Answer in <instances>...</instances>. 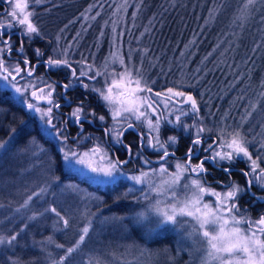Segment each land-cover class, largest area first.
<instances>
[{"label": "rangeland", "instance_id": "rangeland-1", "mask_svg": "<svg viewBox=\"0 0 264 264\" xmlns=\"http://www.w3.org/2000/svg\"><path fill=\"white\" fill-rule=\"evenodd\" d=\"M0 1L5 5V16L1 18V23H11L12 20L6 15V13L10 11L9 3H7L6 0ZM116 2L118 3L116 9L122 10L129 0H127V2H125V0H116ZM83 19L82 16V20ZM118 21L120 20L117 19L116 23H118ZM94 25L98 27V31L97 33H94L93 39L85 38L88 35V28L93 27ZM140 25L141 24H67L63 27L60 26L57 28L59 24H53L51 27L47 25V30L56 29V31L53 34L51 32H46L45 35L49 37L53 43L49 49L50 55L60 56V54L66 50L67 59H69L72 62L73 67L78 70L77 74H79V69L82 66L81 63L78 62L81 61H84L86 65H93V71H103L106 61L108 71H112L113 68L119 71L120 66L119 64H114L112 62L113 57L111 54L116 53L118 56H123L126 62L128 61V56L130 54L131 64L142 70L145 79L149 82L153 92L159 91L165 93V96L156 98L157 100L162 101L161 107L158 109L157 113L152 115L151 112H149V115L154 122L157 116H159L161 120V141H166L169 136H176V134L182 132L184 135H187L183 128H177L174 125L167 123V120H175V118H169V109L171 110L173 108L163 107V101H165L166 97L170 95L166 93V89L172 87L175 90H182L186 93H190L196 98L198 104L204 109V117L200 116V118H202L203 124L207 127H212L219 123L222 117L226 119L228 124L234 126L240 125L242 133L249 141V151L252 153L254 159L257 156L261 157V160L258 161V163L261 168H264V148L261 147V145H264V73H261L258 77L254 78L253 72L246 70L243 67L242 58L248 56L246 55V51L241 49L240 52L237 45L233 44L234 48L228 54L238 53L240 56L221 55L220 58L219 55L220 59L212 64V68H223L224 74H229L228 76L232 78V82L231 80L225 82L223 76H221L218 86H216V83L210 82L205 84L200 91L197 90L194 93L190 88L193 87L192 85L202 82L204 78L203 73H200L201 75L198 74L201 60L198 61L193 70H186V67H181V65H179V75H177L175 79L169 78L166 83L161 82L154 77L151 78V71H157L161 68L158 55L161 52L156 54V56L148 55L146 45L150 40L144 41L142 39L143 35L148 32V30L145 33L143 32L145 28L139 33L134 34V36L132 35L130 31ZM10 29L11 28L7 30ZM13 29H18L21 34L19 26L13 27ZM21 36L28 40V38L22 34ZM105 36L106 46L103 45V39ZM91 40L92 42H90ZM188 41L190 43V40ZM93 42H95L96 45L94 49L91 48ZM216 46L221 53H224V44L222 41L217 42ZM0 47H3V45L0 44ZM104 47L105 49H103ZM228 48L229 47H227L226 50ZM18 49L17 46L16 50L18 51ZM3 58L7 63L12 65H15L18 62L8 60L4 56ZM45 66L48 65L45 64ZM48 68L55 69V67L51 66H48ZM164 68H172L170 60ZM66 70L70 73L68 69ZM85 70L87 69L85 68ZM208 71L209 69L206 70V73ZM190 74L194 77V80L188 77ZM243 75L246 77L245 80H242L241 84L235 89L236 83H238V80ZM26 81L31 82V79L20 80L19 83L23 86ZM35 84L38 86L41 83L36 82ZM103 84L104 77L102 76L97 77L95 80H89V86L91 89L92 87L100 88ZM167 84H169V86H167ZM0 87L9 91L27 113L37 120L40 132L54 141L55 148L59 153L58 158H55L51 153L45 155V152L41 151L42 147L36 142L35 145L38 147L34 146L32 141L27 145L23 151L24 153L15 152L12 154L9 162H5L6 158L0 159V235L5 237L16 235V240L13 241L12 244H3L0 245V248L16 249V247H19L18 242L20 240L18 241V238L37 237L38 234L45 231V233L47 232L45 238L40 241H33L32 243L41 249L40 258L45 260L49 259L46 264H53L54 259L51 258H55L56 254L59 252H62L61 255L63 256L65 254V249L72 246L78 239L79 230L90 221L91 228L84 243L77 251L73 252L72 255L65 260L64 264H201L202 252L197 251L198 245H195L192 239L187 237V233L190 230L189 225L177 224L174 226L165 224L157 226L155 222L157 217L155 216L150 217L148 221L138 223L136 220L137 213L144 211L148 207L150 201L148 202L147 200L144 205H140L133 209L129 208L127 205H121L118 206L115 211H111L109 207L102 203V198L98 194L89 191L80 181L69 180V178L66 177L67 175H70L73 176V178L85 180L92 185L100 187L115 184L118 189L125 187V190L130 189L132 186H142L143 191L138 193V198L149 194L147 185H134V183L126 177L138 175L141 168H144V170H147L148 167L158 168V163L153 165L151 163L146 166L142 163L140 158L138 161L135 159L138 168L137 170L126 172L120 169V172L117 173L114 178H108L92 173L84 166L65 162L62 159V153L60 151L63 145L60 140L57 139L55 130L48 128L40 118V114L33 110H29L26 106L27 101L33 103H36V101H32L30 95L21 96L14 90L11 84L2 79H0ZM121 88H124L123 83L121 84ZM230 89H233V92L230 96H227ZM216 91L219 94L215 97L219 100L218 103L226 98L228 100L226 107L223 108L221 105V111H218V109L214 111L211 110V102L213 100L210 96H213ZM94 93L97 95L98 100L103 104L98 94L96 92ZM174 99L177 101L175 102L177 104L182 103L180 101L183 100V98ZM167 103L170 105L169 101H167ZM38 106L41 108H47L40 103ZM164 110L167 112L165 113ZM246 112H251V116L245 121H242L241 118L246 115ZM108 113L110 117L108 129H111L114 124L109 110ZM192 123L193 121L190 122L189 125ZM139 127L141 128L142 135L147 138V127L143 125ZM191 134L194 137V129ZM153 135H155V133H153ZM109 136L110 140L114 143L112 136ZM210 140V143H212L211 138ZM67 146L69 145L67 144ZM92 146L77 150L84 151ZM173 147L174 146H168V151L170 153L175 152ZM145 149L153 153V156L156 154L160 156L161 154L150 147H145ZM211 154L212 153L209 152L207 156H211ZM169 157L172 159L168 158V164L166 166L170 172L175 171V165L177 162H183L186 159V155L178 158L176 153L175 156L170 155ZM193 158L195 161L194 164L200 162V160H198L199 158ZM158 159L155 158L156 161ZM55 161L59 163V166L55 164ZM206 161L210 163L212 162L211 160ZM235 161L244 164H242L243 172L249 171L250 164L246 162V160L236 159ZM212 164L218 165L217 168L221 170H223V168L231 169V166H228L230 164L227 161H220L219 164H214L212 162ZM223 165H227V167H224ZM53 177H58L59 179L54 180ZM246 178L253 180L251 190L252 187H254L255 189L264 191V188L259 186L254 177H245V184ZM154 182L158 183L159 178H155ZM205 185L210 186L212 189L221 192L222 194L229 191L231 187L227 181L223 182V185L219 188L207 184L206 182ZM238 186L245 189V192L242 195H249L246 191L245 185ZM42 187L47 188L45 193L39 196H33V199L29 202L27 207H21L29 195L33 192H39ZM251 192L253 193V191ZM151 196L154 197L155 194L153 193ZM240 197L241 195L238 199L239 208H241L248 199L244 198L243 201H240ZM251 197L254 198V196ZM155 198L156 197L152 198L153 202ZM210 199L213 198L205 197V200ZM49 206L57 207V209L61 211V214L69 219V228L64 229L62 223L58 224L57 218L54 214L44 212V209ZM37 213L43 214L36 215ZM34 215L36 218L32 219ZM49 237H51V240H49ZM58 244L64 245V248H58L56 246ZM28 262L31 264L33 263V261ZM19 264L26 263L20 261Z\"/></svg>", "mask_w": 264, "mask_h": 264}, {"label": "snow or ice", "instance_id": "snow-or-ice-1", "mask_svg": "<svg viewBox=\"0 0 264 264\" xmlns=\"http://www.w3.org/2000/svg\"><path fill=\"white\" fill-rule=\"evenodd\" d=\"M6 2L10 6V11L6 15L12 22L8 24L0 23V44L3 45V47H0V79L11 84L21 96L30 95L31 100L36 101V103L27 101L26 106L29 110L39 113L40 118L48 128L55 130L57 139L63 145L60 149L62 159L68 163L84 166L90 172L108 178H114L132 158H140L144 165H150L151 161L144 159L141 153L134 154L132 148L124 144L121 139L127 129L135 130L141 125L146 126L148 136L147 138L144 135L140 136L141 149L150 147L161 154L157 161L158 168L148 167L147 170L141 168L138 175L126 177L134 185H147L148 188L149 194L144 195L143 199L149 200L150 203L144 211L137 213V222L143 223L148 221L150 217L155 216L157 217L155 221L157 226L165 224L174 226L177 224L189 225L190 230L187 237L192 239L195 245H198L197 251L202 252L201 264H264V214L259 219L253 220L240 212L238 199L245 192L244 188L233 184L229 191L222 194L210 186H206L202 180V174L206 172L204 167L206 160H211L214 164H219L220 161H227L231 164L236 159H244L250 164L249 171L243 172L244 176L254 177L259 186L264 188V168H261L258 163L261 157L253 158L248 148L249 141L242 133L241 126L228 124L226 119L222 117L219 123L207 127L203 124L202 118L198 116L200 109L196 98L192 94L175 90L172 87L167 88L166 93L170 95L163 101L164 108L169 107L167 101L177 102L174 98H183L180 102L189 105L188 111L179 109V115L175 117V120H167V123L177 128H183L186 134L194 129V137L186 153V160L177 162L175 171L170 172L166 165L169 156H175V152L170 153L168 146H174L178 142V138L169 136L166 141H161V120L157 116L154 122L149 115V112L152 115L157 113L162 101L156 98L165 96V93L153 92L142 70L131 64L130 54L127 62L123 56H118L116 53L111 54L113 57L112 62L120 66L119 71L115 68L108 71L107 61L103 71H93V65H86L84 61H81L78 62L82 66L79 69V74H77L78 70L67 59V51L65 50L60 56L48 57L44 63L51 67L66 68L70 71L69 83L63 85L65 90L77 83L85 89L89 88V85L81 79L82 77H87L89 80L104 77L103 86L100 88L92 87L91 90L98 94L113 120V128L106 129L105 135H111L116 144H120L126 149L128 159L121 160L118 156L114 158L101 144H94L84 151L69 148L66 143L67 136L63 135L64 130L53 123V109L61 107L52 98L55 91L54 87L47 84L37 86L34 82L27 81L21 86L19 81L24 80L25 77H32L35 65L31 64L26 55L23 59V68L20 66V62L12 65L3 58L5 52L10 55L12 51L10 40L3 39L4 31L7 29L19 26L21 34L27 37L28 40L43 38L39 28L32 20L35 15V5L41 3L42 0H6ZM255 3L256 0H244L242 10H247L249 6ZM99 14L97 12V15ZM18 51L23 54V40ZM35 53L37 58L43 56L38 48ZM122 83L124 88H121ZM41 101L49 107H39L38 104ZM83 111L81 104L70 113L71 118L80 124L81 129L83 128V124L80 123ZM92 115H95V113L93 112ZM188 115L193 117L191 125L184 123L182 120V117ZM249 116H251V112H246L241 120L245 121ZM99 119L103 121L105 117L100 116ZM11 131L14 133L15 129ZM209 138L212 139V143L207 144V147H203V144ZM88 139L90 137L81 136L82 141ZM5 143V141H0V149L5 147ZM33 144L37 146L35 141H33ZM261 147L264 148V145H261ZM200 151L211 152L212 154L200 159L199 163L193 164V157ZM223 171L230 174L229 168H223ZM155 178H159L158 183L154 182ZM53 179L58 180L59 178L53 177ZM252 184L253 180L248 179L249 190ZM46 191L47 188L42 187L39 192H33L21 207H27L33 196L42 195ZM131 191L130 188L129 192ZM153 193L156 197L154 202L150 195ZM206 196L213 199L205 200ZM257 199L264 200V197H257ZM44 212L54 214L57 223H62L64 229L70 227L69 219L62 215L57 207L49 206L44 209ZM42 214L37 213L36 215ZM35 218L34 215L32 219ZM90 228L91 222L89 221L79 230V236L75 243L67 247L65 254L60 256L58 260L53 261V264H64L65 260L84 243ZM15 240L16 235L10 237L0 235V245H10ZM49 240H51V237H49ZM56 246L64 248L62 244Z\"/></svg>", "mask_w": 264, "mask_h": 264}, {"label": "trees", "instance_id": "trees-1", "mask_svg": "<svg viewBox=\"0 0 264 264\" xmlns=\"http://www.w3.org/2000/svg\"><path fill=\"white\" fill-rule=\"evenodd\" d=\"M243 3L244 0H129L122 10H118L116 9L118 4L116 0H42L41 3L35 5L33 21L42 33L43 38H34L32 40L24 39L23 53H26L28 58L31 56L33 57L32 60L29 59L31 63L42 60L40 62L41 66H44V61L51 56L49 49L53 44L52 40H50L45 33L51 32L53 34L56 31V29L47 30L48 26L51 27L53 24H59L57 28L67 24H141L139 27H135L130 31L132 35L134 36V34L139 33L145 28L143 32L145 33L147 30L148 32L143 35L142 39L144 41L150 40L146 45L148 55L156 56V54L161 52L158 54L161 68L157 71H151L150 77H154L166 83L169 78L175 79L176 76L179 75V65H181V67H186V70H193L198 61L201 60L198 74L203 73L204 78L202 82L192 85L193 87L190 88L195 93V91H200L205 84L210 82H214L216 86H218L221 76H223L225 82H229L230 80L231 82L233 81L232 78L228 76L229 74H224L223 68H212V64L219 60L221 55L240 56L238 53L228 54L233 50V44L237 45L240 52L241 49L246 51V55L248 56L242 58L243 67L253 72L254 78L264 73V0H256V3L249 6L247 10H242ZM97 12L100 14L97 15ZM82 16L84 18L83 20ZM93 17L95 18L93 19ZM117 19L120 20L118 23H116ZM97 31L98 27L95 25L89 27L88 35L85 38L93 39V35L97 33ZM188 40H190V43ZM219 41H222L224 44V53H221L216 48V43ZM90 42H92V40ZM105 44L106 36L103 39V45L106 46ZM95 46V42H93L91 48L94 49ZM227 47L229 48L226 50ZM37 48L43 53V56L39 58H37L35 53ZM103 49H105V47ZM4 55L5 54H3V56ZM4 57L6 58V56ZM169 60L171 61L172 68L165 69L164 67ZM208 69L209 71L206 73ZM66 77L69 81L71 74L69 73ZM188 77L191 79L194 78L191 74ZM245 78V75H243L238 80L235 89ZM81 79H83L84 83L89 85V79L87 77H82ZM167 86H169V84H167ZM90 90L91 88L89 86V88L85 89L82 93L89 96L92 100L94 97L93 94L95 93L92 91L93 94H90ZM217 91L214 92L213 96H210L213 100L211 102V110L213 111L216 109L221 111V107H226L228 102L226 98L218 103L219 100L215 98L219 95ZM232 92L233 89H230L227 96H230ZM169 102V108H173L171 110L169 109V118L174 119L179 115V109L185 111L189 110L187 104H174L172 101ZM198 106L200 109L198 116L204 117L203 107L199 104ZM164 112L166 113L167 111L164 110ZM84 115L88 118H92L94 123L102 124L108 129L110 124L109 113L107 108L99 100L97 102V113L92 115L90 107H88ZM100 116H104L105 119L101 121L99 119ZM182 120L184 123L189 124L193 121V117L192 115H188L182 117ZM86 126L88 127L87 130L81 134L83 137H87L85 136L86 134L91 135V125L87 123ZM12 129H15L14 133L11 131ZM137 130L142 134L140 127L137 128ZM191 133L192 130L187 133V135H184L183 132L176 134L178 142L174 145L173 150L178 156L186 154V150H188V146L193 139ZM101 135L102 132H100V137ZM81 136L78 139V142L81 143L80 149L94 144H91L92 141H94L90 140L91 136H89L90 139L86 141H82ZM0 141L6 142L5 147L0 149V159L6 158V163L7 161L9 162L11 155L15 152L24 153L23 151L32 141H35L42 147L45 155L51 153L55 158H58L53 151L54 148L52 144L41 134L37 120L27 113L9 91L1 87ZM84 142H86V144H84ZM129 144L134 154L139 153L137 139H131ZM183 152L184 154L182 155ZM202 155L205 156V153L200 151L199 156ZM155 157L158 159L159 155L156 154L152 156L154 159ZM169 159L172 158L169 157ZM151 163L152 165L155 163L157 164V162ZM233 163L235 164L236 161ZM55 164L59 166L57 161H55ZM204 164V167L208 172H211L213 176V178L207 179L210 181V185L219 188L223 185V182L227 181L229 185L234 183L246 186L244 175L232 176L230 181L227 175L223 174L221 169H215L212 167L213 164L208 161H205ZM234 164L228 166H233ZM242 164L243 163L239 162L241 167ZM223 166L227 167V165ZM137 169V164L134 159H132L130 162V169L126 172H133ZM66 177H68L69 180L80 181L89 191L98 194L102 198V203L109 207L111 211H115L116 208L121 205H127L129 208L133 209L147 202V200L143 199L144 196L137 198L138 193L142 191V186H132V191L129 192V189L125 190V187L118 189L115 184L100 187L92 185L85 180L73 178V176L70 175ZM203 182L205 183V181ZM252 191L253 194L264 197L263 190L252 187ZM151 197L154 198L155 196ZM244 198L248 199L247 201L245 200L246 202L240 208L242 214L251 218L253 217V220L258 219L260 215L264 214V202H259L247 194L241 195L240 201H243ZM46 236L47 232L45 233L44 231L38 234L37 237L18 238V241L20 240L18 242L19 247H16V249L0 248V264H19L20 261L26 264H31L28 261H33L32 264H46L49 259H41V249L32 243L33 241H40ZM61 254L62 252H59L56 254L55 258L51 259L56 261L62 256Z\"/></svg>", "mask_w": 264, "mask_h": 264}, {"label": "flooded vegetation", "instance_id": "flooded-vegetation-1", "mask_svg": "<svg viewBox=\"0 0 264 264\" xmlns=\"http://www.w3.org/2000/svg\"><path fill=\"white\" fill-rule=\"evenodd\" d=\"M4 16H5V5L2 1H0V23H1V18ZM3 39L10 40V44L12 47V51H11L10 55L7 52L4 53L5 54L4 56H6V59L20 62L21 66L23 68L24 67L23 59H24V56L26 55V53L21 54V52L16 50V47L18 46V48H20L21 41L24 40V38L21 36L19 30L11 28L10 30L4 31ZM23 51H24V46H23ZM28 54H29V52H28ZM27 58H28V56H27ZM28 59L32 60L33 57L31 56ZM41 61L38 60V61H35L34 63H31L32 65H35V71H34L32 77H25V79H31V82L34 81L35 83L40 82L41 84L38 86H44L47 84V85H52L54 87L55 91L53 92L52 98L55 102H58L61 105V107L59 109H55V108L53 109V114H54L53 123H55L58 128L64 130L63 135L67 136V142L66 143L69 145L68 147L76 149V150L80 149L81 143L78 142V139L81 136V134L87 130L88 127L86 126V124L89 123L92 127L91 128V135L86 134L85 136H87V137L91 136L90 140H94V141H92L91 144L101 143L108 150L110 155L113 156L114 158L118 156L121 160L128 159L126 149L120 144H116L115 142L113 143L110 140V136L105 135V130L107 128H105L102 124L94 123L92 118H88L84 115V113L86 112L88 107H90L91 114H92V112H94L95 114L97 113V102H98L97 96L95 94H93L92 91L90 90L89 93L94 95L93 99L91 100L89 98V96L82 93L83 91H85V88L79 86L78 83L75 84V86L65 90L63 88V85L69 82L67 80V77H66L69 75V72L66 71L65 68L49 69L48 66H45V65L41 66V63H40ZM43 64H45V63H43ZM39 103L42 104L44 107H49V105H47L43 101H41ZM81 104H82L83 109H84L83 113L81 114L82 119L80 122L83 124L82 129L80 127V124L76 123L73 120V118H71V116H70V113L77 107V105H81ZM100 132H102L101 137H100ZM128 132H130V133H128ZM41 134L43 136H45V138L52 144V146L54 148L53 151H54L55 155L59 156V153L57 152V150L55 148L54 141L51 140L50 137L44 135L42 132H41ZM131 134H133V135H131ZM141 135L142 134L139 131H138V133H135L132 130H126V131H124V134L121 137V139H122L124 144L129 145V146H130L129 143H130L131 139H137V145L139 148V153L142 154L144 159H147L151 162H155L154 161L155 159L152 158V156L154 155L153 153L146 150L145 148L141 149V147H140V136ZM210 142H211L210 138L207 139L205 141V143L203 144V147H207V144H209ZM84 144H86V142H84ZM187 151L188 150H186V152ZM203 153H205V152H203ZM183 154H184V152L182 153V155ZM206 154H208V153H205V156H206ZM199 155H200V152L197 155H195L194 157L199 158L198 160L203 159L205 157L203 155L202 156H199ZM132 159H134V161H136L135 159H137V161H138L139 158H132ZM132 159H130L129 162L121 168L123 171H128L130 169V162ZM194 162L195 161L193 160L192 163L194 164ZM211 164H212V162H211ZM204 166H205V164H204ZM217 166L218 165H216V166L212 165V167H214L215 169H218ZM230 168L232 169V170H230V174L226 173L225 171L222 170L223 174L227 175V178L230 181H231L232 176H238L240 174L244 175L243 169L239 165V161H236V163L233 166H231ZM208 178L211 179V178H213V176H212L211 172H208L206 169V172L204 174H202V179L207 184L210 183V181L207 180ZM254 199H255V197H254ZM255 200H257V199H255Z\"/></svg>", "mask_w": 264, "mask_h": 264}, {"label": "water", "instance_id": "water-1", "mask_svg": "<svg viewBox=\"0 0 264 264\" xmlns=\"http://www.w3.org/2000/svg\"><path fill=\"white\" fill-rule=\"evenodd\" d=\"M126 127V126H125ZM127 130H132L133 132H135V133H138V131H137V129H127ZM159 160V159H158ZM157 160V161H158ZM156 160H155V162H157ZM230 170H232V169H230ZM247 181H248V178H246V191H247V193L249 194V195H251V196H254L256 199H257V197H259V196H257V195H254L252 192H251V189L249 190V188H248V185H247ZM259 202H263L264 200H261V199H257Z\"/></svg>", "mask_w": 264, "mask_h": 264}, {"label": "bare ground", "instance_id": "bare-ground-1", "mask_svg": "<svg viewBox=\"0 0 264 264\" xmlns=\"http://www.w3.org/2000/svg\"><path fill=\"white\" fill-rule=\"evenodd\" d=\"M128 133H130V132H128ZM127 134V133H126ZM125 134V135H126ZM137 136V135H136ZM144 153V152H143ZM187 153V152H186ZM186 154H184L183 156H178L177 154H176V156L179 158V157H184ZM156 158V157H155ZM214 166H216V165H214ZM251 189V188H250ZM252 191V190H251Z\"/></svg>", "mask_w": 264, "mask_h": 264}]
</instances>
